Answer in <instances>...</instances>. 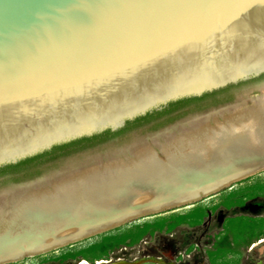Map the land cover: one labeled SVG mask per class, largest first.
Returning <instances> with one entry per match:
<instances>
[{"label": "water", "instance_id": "95a60500", "mask_svg": "<svg viewBox=\"0 0 264 264\" xmlns=\"http://www.w3.org/2000/svg\"><path fill=\"white\" fill-rule=\"evenodd\" d=\"M262 75L261 0H0V167ZM28 210L0 219L5 240ZM45 238L0 246V263Z\"/></svg>", "mask_w": 264, "mask_h": 264}, {"label": "rangeland", "instance_id": "374dc122", "mask_svg": "<svg viewBox=\"0 0 264 264\" xmlns=\"http://www.w3.org/2000/svg\"><path fill=\"white\" fill-rule=\"evenodd\" d=\"M264 79L241 86L222 108L190 112L169 127L132 132L124 143L72 154L42 176L18 185L0 184V219L7 222L29 194L102 163L132 161L143 148L164 160L161 147L198 127H214L264 101ZM188 112V111H187ZM186 112V113H187ZM123 154V156H118ZM264 169L232 180L195 200L163 207L34 255L0 264H264Z\"/></svg>", "mask_w": 264, "mask_h": 264}, {"label": "bare ground", "instance_id": "6f19581e", "mask_svg": "<svg viewBox=\"0 0 264 264\" xmlns=\"http://www.w3.org/2000/svg\"><path fill=\"white\" fill-rule=\"evenodd\" d=\"M161 152L164 160L143 148L132 161L105 163L61 180L50 190L29 194L26 216L33 227L29 223L19 241L16 231L5 240V223L0 246L37 244L46 237L48 250L84 237L78 233H96L157 208L195 200L264 168V101L214 127L203 125L175 137Z\"/></svg>", "mask_w": 264, "mask_h": 264}, {"label": "trees", "instance_id": "16d2710c", "mask_svg": "<svg viewBox=\"0 0 264 264\" xmlns=\"http://www.w3.org/2000/svg\"><path fill=\"white\" fill-rule=\"evenodd\" d=\"M262 79H264V75L248 82L231 85L211 93L203 94L200 97L184 98L169 103L160 111H153L145 116L127 122L124 128L116 132L105 131L91 137H84L55 146L49 151L27 158L16 164L2 166L0 167V184L10 185L12 183L33 179L43 172L48 171L50 168L55 167L56 162L62 158L90 149L100 148L111 142L121 143L126 139L128 133L142 129L147 125H150V129H157L162 124L170 123L174 119L185 115L187 112L185 110L197 111L231 101L238 88L258 82ZM161 119L164 120L159 122Z\"/></svg>", "mask_w": 264, "mask_h": 264}, {"label": "flooded vegetation", "instance_id": "af4514ba", "mask_svg": "<svg viewBox=\"0 0 264 264\" xmlns=\"http://www.w3.org/2000/svg\"><path fill=\"white\" fill-rule=\"evenodd\" d=\"M231 101H227L226 103H223V104H219V105H217V106H212V107H209V108H205V109H201V110H197V111H194V112H203V111H206V110H209V109H217V108H222L223 106H225V104H228V103H230ZM185 111H188L185 115H183L182 117H179V118H176V119H174L172 122H170V123H165V124H162L160 127H158L157 129H150V125H147V126H144L142 129H139V130H137V131H133V132H136L135 134H137V132L138 133H141V134H148V133H151V132H156V131H158V130H163L164 128H166V127H169L171 124H173L175 121H177V120H180V119H182V118H184L185 116H187V115H189L190 114V112H189V110H185ZM191 112H193V111H191ZM164 119H161V120H159V122H161V121H163ZM158 122V123H159ZM132 134V132L131 133H128V135L126 136V139L127 138H129V136ZM128 140V139H127ZM126 141V140H125ZM125 141L123 140L122 142H124V143H122V144H120L119 146H121V145H123V144H125ZM118 156H123V154H121V155H118ZM47 172V171H46ZM45 172V173H46ZM44 173V172H43ZM42 173V174H43ZM42 174H40V175H38L37 177H35V178H33V179H30V180H27V181H32V180H34V179H37V178H39L40 176H42ZM25 182V181H24ZM20 183H23V182H18V183H12V184H10V186H14V185H18V184H20Z\"/></svg>", "mask_w": 264, "mask_h": 264}, {"label": "snow or ice", "instance_id": "6c2138e0", "mask_svg": "<svg viewBox=\"0 0 264 264\" xmlns=\"http://www.w3.org/2000/svg\"><path fill=\"white\" fill-rule=\"evenodd\" d=\"M200 2L209 4L246 5L250 4L252 0H200ZM261 2H264V0H261ZM241 11H243V7H241Z\"/></svg>", "mask_w": 264, "mask_h": 264}]
</instances>
